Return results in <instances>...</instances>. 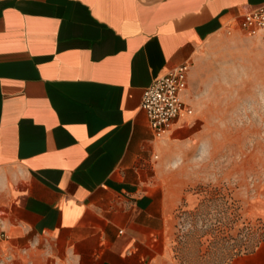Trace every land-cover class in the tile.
<instances>
[{
  "label": "crops",
  "instance_id": "1",
  "mask_svg": "<svg viewBox=\"0 0 264 264\" xmlns=\"http://www.w3.org/2000/svg\"><path fill=\"white\" fill-rule=\"evenodd\" d=\"M262 5L0 0V264H167L172 218L201 203L169 178L198 133L158 140L144 92L190 64L194 110L206 48ZM231 264H264V239Z\"/></svg>",
  "mask_w": 264,
  "mask_h": 264
},
{
  "label": "rangeland",
  "instance_id": "2",
  "mask_svg": "<svg viewBox=\"0 0 264 264\" xmlns=\"http://www.w3.org/2000/svg\"><path fill=\"white\" fill-rule=\"evenodd\" d=\"M200 70L198 137L169 178L201 203L172 218L167 264H231L264 239V46L228 36L206 48Z\"/></svg>",
  "mask_w": 264,
  "mask_h": 264
},
{
  "label": "built area",
  "instance_id": "3",
  "mask_svg": "<svg viewBox=\"0 0 264 264\" xmlns=\"http://www.w3.org/2000/svg\"><path fill=\"white\" fill-rule=\"evenodd\" d=\"M235 29H240L250 38L264 42V5L246 13L235 25L228 26V34L231 35ZM190 68V64H184L156 78L144 92L141 107L158 140L167 138L180 121L189 120L194 116V110L183 100ZM7 241L8 234L0 218V247Z\"/></svg>",
  "mask_w": 264,
  "mask_h": 264
}]
</instances>
